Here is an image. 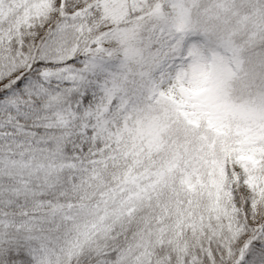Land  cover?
Masks as SVG:
<instances>
[{"label": "snow or ice", "instance_id": "1", "mask_svg": "<svg viewBox=\"0 0 264 264\" xmlns=\"http://www.w3.org/2000/svg\"><path fill=\"white\" fill-rule=\"evenodd\" d=\"M0 264H264V0H0Z\"/></svg>", "mask_w": 264, "mask_h": 264}]
</instances>
